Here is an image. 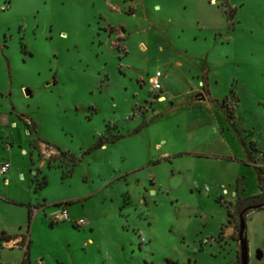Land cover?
<instances>
[{
    "label": "rangeland",
    "instance_id": "1",
    "mask_svg": "<svg viewBox=\"0 0 264 264\" xmlns=\"http://www.w3.org/2000/svg\"><path fill=\"white\" fill-rule=\"evenodd\" d=\"M0 113L18 140L0 145V228L24 231L0 235V264H22L31 229L33 264H235L241 197L219 198L231 223L211 181L236 184L182 153L226 152L210 114L264 143V0H0ZM244 218L264 264V209Z\"/></svg>",
    "mask_w": 264,
    "mask_h": 264
},
{
    "label": "crops",
    "instance_id": "2",
    "mask_svg": "<svg viewBox=\"0 0 264 264\" xmlns=\"http://www.w3.org/2000/svg\"><path fill=\"white\" fill-rule=\"evenodd\" d=\"M205 83V82H204ZM206 84H204L203 86V93L205 94L206 92V88H205ZM164 90V86L162 88L161 91ZM205 96V95H204ZM164 97L166 98L167 101L168 97L167 95H164ZM201 101H196V103H206L208 106H212V104H210L208 101L210 100L209 98L205 97V99L201 98ZM164 101H162L164 103ZM219 101V100H217ZM194 107L197 106H201V104H195L194 103ZM1 115V113H0ZM239 117V125H240V121H241V117ZM209 118V122L207 124V126H213L214 130H213V134L216 133V135L218 136L219 140H216V142L218 141L219 143L223 144L224 147L226 148V152L220 151L217 153H205L202 151V149L200 148L202 146V144L206 143V141H203L200 146L198 147V145L194 144L193 145V149H191V151H185L182 154H186V155H190L192 157H194L196 160V164L197 162H199L198 159H211L214 158L215 160H213V163H210L211 166H215L218 168H223L222 171H224L223 175H229L230 176V180H228V182L232 181L234 184H236V187L233 189V192L230 191L228 189V187L226 186V181H222V179H213L211 181L212 184H215V194L218 195V201L226 207L227 213H228V208L227 206L222 203L219 198L221 196H223V194L225 193L227 195V197L230 196H234L237 197V195L242 198L245 197H249V196H253V195H258L261 193L262 189H261V183H264V143H262L259 139L256 138L255 133L253 131H251L250 134H246L247 131L246 130H242V128H238L236 129L235 132H232L231 127L229 128V123L232 121L229 119L227 120H223L221 117H218L217 115H208ZM16 124H14V126H17V124L19 125V123H17V121H15ZM193 130H188V135L191 136ZM237 132V133H236ZM2 134V133H1ZM206 135L209 137V141L210 143H213V135L209 134V132H206ZM204 134H202V136H206ZM211 135V136H210ZM240 137H239V136ZM193 136V135H192ZM239 137V141L241 143V146H239L238 143V138ZM1 138V142L0 145L6 143L9 146V149H12L13 146L15 144H11L12 142H17L18 140L15 139L13 136H6L5 134H2V136H0ZM212 141V142H211ZM251 143L253 145H251ZM161 143H159L160 145ZM3 146V145H2ZM1 147V146H0ZM5 154V149L4 147L2 148V150H0V154ZM160 156L164 157V156H172V152L167 151L164 152L163 154H161ZM168 158H172V157H168ZM6 160H9L12 162V165H14L13 160L11 159V155L9 157H5ZM216 161V162H215ZM4 162V161H3ZM183 173V171H179V173ZM176 171H173V174H175ZM1 175V174H0ZM20 176V175H19ZM6 184L10 183V179L7 177L5 179ZM203 184H201L200 181L198 180H194L192 187L195 189H201ZM214 192V190H213ZM1 196H5V195H0ZM23 205H25L24 203H22ZM32 205V203H31ZM33 208L36 209V211H38V209H40L39 207V203H37L36 205H32ZM68 207V206H67ZM264 209V208H263ZM68 211L70 214V210L68 207ZM1 215L4 214L3 211H0ZM38 213V212H37ZM71 217V214H70ZM229 217V215H228ZM71 219V218H70ZM58 223V222H57ZM87 223V222H86ZM75 226L77 227H81L78 226L77 224H75ZM84 226V225H83ZM226 231L223 233V238H221L222 240L226 237L232 238L235 234V226L231 223H229V226H225ZM31 228H29L30 230ZM32 230V229H31ZM30 230V242H31V252H32V244H33V234L32 231ZM6 232L7 236H12L14 237H19L24 235V231H18L16 229L14 230H8L6 227H1L0 228V235ZM225 235V236H224ZM4 236V235H3ZM234 239V238H232ZM1 240H5L3 239V237L1 238ZM236 242V258H235V264H238V260H239V255H238V248L240 247V245L238 244V242L235 240ZM2 253V252H1ZM253 253H250V263L249 264H254L253 263ZM1 258V257H0ZM264 258H262L263 260ZM42 260V259H41ZM40 261V260H39ZM33 264V263H32ZM38 264H40L38 262Z\"/></svg>",
    "mask_w": 264,
    "mask_h": 264
},
{
    "label": "trees",
    "instance_id": "3",
    "mask_svg": "<svg viewBox=\"0 0 264 264\" xmlns=\"http://www.w3.org/2000/svg\"><path fill=\"white\" fill-rule=\"evenodd\" d=\"M119 138H115V140H118ZM107 143V138H101L98 143L95 145L94 148H97V147H102L104 146L105 144ZM48 185V181L46 180L45 182H42V183H38L37 184V190L40 189V188H44L45 186ZM261 193L258 194V195H253V196H249V197H245V198H242L239 199L237 205H236V208H237V211L236 212H243L244 210H246V213L248 214L249 212L253 211V210H256V209H263L264 208V183H261ZM70 203L69 202H59L56 203V205H69ZM228 215H229V222H233L232 221V218L234 217L235 213L236 212H233L228 206ZM245 221H246V218H245ZM29 228L31 227L32 225V208L30 209V218H29ZM237 229H239V225L237 224L236 225ZM246 230H247V227L245 228L244 232H245V236L247 237V234H246ZM3 239L5 240H10L12 239L13 237L12 236H7L6 232L3 233ZM22 264H32V254H31V242L27 245V248L25 250V255H24V258L22 260Z\"/></svg>",
    "mask_w": 264,
    "mask_h": 264
},
{
    "label": "built area",
    "instance_id": "4",
    "mask_svg": "<svg viewBox=\"0 0 264 264\" xmlns=\"http://www.w3.org/2000/svg\"><path fill=\"white\" fill-rule=\"evenodd\" d=\"M162 76H163L162 71H158L156 76L151 79V81L153 83V89L155 91H161L163 88V84L161 81ZM27 122L29 124L31 123L30 120H28ZM12 167H13L12 162L9 160H5L4 162H2L0 164V174L4 175V174L10 172ZM22 176L24 177V175H22ZM52 218L56 222L69 220L71 217H70L67 205H62L59 210L55 211L52 214ZM86 222H87V220L85 218H81L80 220L76 221L75 224H77L78 226H83L86 224ZM14 244L16 247H20L21 242H20V240H16V242Z\"/></svg>",
    "mask_w": 264,
    "mask_h": 264
},
{
    "label": "water",
    "instance_id": "5",
    "mask_svg": "<svg viewBox=\"0 0 264 264\" xmlns=\"http://www.w3.org/2000/svg\"><path fill=\"white\" fill-rule=\"evenodd\" d=\"M27 93L30 94V90H27ZM203 99H205V96H203ZM246 210L242 212L241 217V230L239 235V243H240V264H249L250 263V248H249V241L248 238L245 236V228L247 227L244 213Z\"/></svg>",
    "mask_w": 264,
    "mask_h": 264
},
{
    "label": "bare ground",
    "instance_id": "6",
    "mask_svg": "<svg viewBox=\"0 0 264 264\" xmlns=\"http://www.w3.org/2000/svg\"><path fill=\"white\" fill-rule=\"evenodd\" d=\"M162 100V99H161Z\"/></svg>",
    "mask_w": 264,
    "mask_h": 264
}]
</instances>
